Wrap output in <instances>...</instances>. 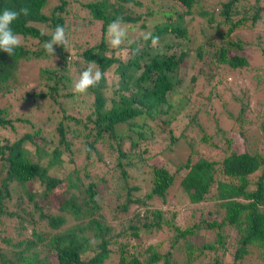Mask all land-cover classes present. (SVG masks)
Here are the masks:
<instances>
[{"label":"trees","instance_id":"trees-1","mask_svg":"<svg viewBox=\"0 0 264 264\" xmlns=\"http://www.w3.org/2000/svg\"><path fill=\"white\" fill-rule=\"evenodd\" d=\"M166 1L167 9L156 0H0V13L29 9L10 25L20 46L11 56L0 50V94L20 60L48 54L44 44L58 25L68 40L66 49L54 45L57 66L43 70V88L27 86L20 94L36 102L37 112L54 106L53 132L45 134L25 114L14 118L23 130L0 139V264H264V153L245 136L246 102L231 114L241 149L223 156L217 175L215 161L192 160L198 151L191 145L172 167L140 145L162 132L169 145L179 138L190 143L187 127L195 126L196 112L178 135L167 126L183 82L179 70L187 58L201 62L192 86L197 75L212 80L224 66H247L245 42L235 32L264 24V0ZM118 17L132 42L112 48L107 29ZM73 19L87 38H69ZM90 64L103 73L101 81L74 93L73 82ZM7 112L0 106V128L14 132ZM257 127L264 148V119ZM131 168L149 174L147 186ZM200 231L211 238L194 241ZM158 233L166 236L151 241Z\"/></svg>","mask_w":264,"mask_h":264},{"label":"rangeland","instance_id":"rangeland-1","mask_svg":"<svg viewBox=\"0 0 264 264\" xmlns=\"http://www.w3.org/2000/svg\"><path fill=\"white\" fill-rule=\"evenodd\" d=\"M156 1L157 3L155 5H159L162 9H167L166 6L169 5V2L166 0ZM79 23L78 20L77 22L75 19L72 20V24L76 25L70 26L67 31L70 39H77L80 41L88 37V31L84 30L81 25H78ZM97 25L98 24H95V26ZM93 30H95V27L90 28V31ZM235 33H237L236 36L245 42V48L242 53L247 57V66L232 70L224 66L218 71L219 74L217 75L219 76L215 74L212 80H210L209 75L207 76L208 79L197 75L196 82L193 83L192 86L189 78L192 74L196 73L201 62L198 61L195 63L193 62L195 59H192V57L187 58L186 66L181 68L178 72L183 82L179 87V92L175 94L172 100L173 108L170 113L174 115V119L171 120L167 126L172 130L173 135H178L179 131H182L180 129L186 123L187 116L189 117L196 112L194 117L196 118L195 123L200 125L201 128H198L196 124L193 127H187L188 133L192 136L190 143L188 144L182 138H179L177 142L169 145L166 132H162L165 137L158 136L156 139H152L151 143H148L149 140H147L148 142H140L141 146L146 143L149 154L154 153L153 156H158L157 158L164 160L165 164L168 166H177V164L181 163L190 150L189 145H191L195 151H198L196 154H192V160H194L196 156H199L215 161V173L217 175L220 161L223 156L229 153L230 150L241 149L238 137L236 136L237 134L235 133L238 129V123L234 122L231 116V114L237 112V107L241 102H246L248 104L244 116L250 123L246 125L245 123L242 124V126H244L243 128L248 130L247 132L245 131L247 141L251 148L264 153L263 143L257 127L258 123L264 119V81H260L261 77L264 78V24L260 23L257 29L241 28ZM169 39H173V36ZM155 47H160L163 51L165 49L160 44ZM173 50H175V48H173ZM56 66V58L50 53L40 57L20 60L16 73L4 87H7L9 90L4 94H0V106L9 110L5 117L12 120V125L16 130L12 132L8 126L4 128L1 127L0 139L12 138L23 130V124L20 121L15 122L14 118L25 114L31 117V123L36 122L38 125H41L45 134L50 135L51 132H53L55 122L59 117L58 111L55 110L54 106L43 104L44 108L40 107L42 112H37L36 102H25L22 99L23 93L22 96L20 94L27 86H41L44 81L43 70ZM218 77L221 78L219 82L211 86L210 83L216 82ZM208 93L210 94V98L206 100L204 97L208 95ZM233 97H236V99ZM161 117L162 116H160V118ZM217 128L222 129L223 134L215 133ZM206 134H210L211 138L207 142H204L200 138L204 137ZM228 138L230 139L229 143L225 141V139ZM162 147L169 148L161 152L160 148ZM78 154L79 153H76V155ZM78 161L79 160H77V162ZM131 170L135 180L137 182L140 181L142 187L148 185L149 174H144V172L139 174L136 168H131ZM175 198H170L169 203L178 204ZM206 206L210 208V203L206 204ZM120 215L121 214H119V216ZM106 216L108 220H114L109 213H107ZM70 222L71 221H68V223ZM7 234L14 237V232L7 231ZM201 235H203V241H207L211 238L208 231H200L196 238H194V241L199 242L202 240V238H200ZM165 236L166 233H158L157 236H151L150 240L162 239ZM229 254L230 253L227 251L224 256H228ZM105 264H115V260L110 259ZM224 264L230 263L226 260ZM242 264H244V262ZM247 264L258 263L250 261Z\"/></svg>","mask_w":264,"mask_h":264},{"label":"clouds","instance_id":"clouds-1","mask_svg":"<svg viewBox=\"0 0 264 264\" xmlns=\"http://www.w3.org/2000/svg\"><path fill=\"white\" fill-rule=\"evenodd\" d=\"M29 9L21 7L18 11L4 9L0 13V50L7 52L10 56L13 50L20 46L21 39L14 34L10 25L21 15L27 16ZM150 35V34H149ZM149 35H145L144 39H148ZM107 37L109 45L112 48H119L126 40L129 43L132 41L128 39L127 28L122 26V17H118L108 25ZM158 38H153V45L157 44ZM54 45H62L65 49L68 45L66 39L65 29L62 26H57L52 33L51 40L44 44L45 50L54 55ZM103 73L97 68L95 71L90 64L83 72L79 74V78L73 82V92L77 94H84L90 87H93L101 81Z\"/></svg>","mask_w":264,"mask_h":264}]
</instances>
